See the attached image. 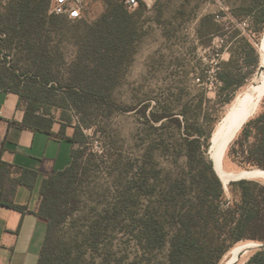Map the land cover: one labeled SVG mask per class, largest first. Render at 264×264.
Returning a JSON list of instances; mask_svg holds the SVG:
<instances>
[{"label":"trees","instance_id":"16d2710c","mask_svg":"<svg viewBox=\"0 0 264 264\" xmlns=\"http://www.w3.org/2000/svg\"><path fill=\"white\" fill-rule=\"evenodd\" d=\"M102 2L104 11L92 23L49 15V0H8L1 7L0 34L5 36L0 42V50H4L1 58L9 65L0 69V92L17 95L23 105L19 127L52 136V111L59 110L65 122L59 137H64V128L71 124L69 113L78 117L72 137L66 138L73 146L69 166L44 176L40 184V203L34 215L46 228L37 264H83L85 256H93L101 245L99 221L84 231L80 245L77 240L66 242L60 233L81 209L83 128L91 126L97 111L112 113L117 108L112 93L131 65L141 38L138 18L124 8L122 0ZM251 13V8L242 7L234 15ZM212 20L203 17L201 27L206 28ZM71 23L81 28L73 33L76 52L68 61L53 35L60 36ZM256 26L257 45L264 33V8L256 13ZM241 41V61L247 72L233 81L236 75L231 69L239 60L230 52L223 64L225 70L217 73L222 88L231 90L228 104L259 68L257 46L244 38ZM8 49L15 53L14 64ZM19 63L24 67L20 69ZM149 109L146 103L139 113L153 128L173 123L183 137L177 154L167 147L162 151L171 159L168 168L159 167L153 154L148 155L151 163L140 165L137 178L123 187L111 210L130 220L127 234L137 249L145 255L167 248V264H221L239 244L264 245V183L238 180L223 186L209 157L215 123L206 129L199 115L198 121L191 123L187 105L179 117L152 110L147 113ZM201 109L202 100L198 112ZM120 110L131 112L134 108ZM231 154L243 171H264V109L243 125ZM37 175L0 160V206L23 212L24 207L15 205L9 196L18 187L32 189ZM143 198L150 200L149 209L131 213L136 201ZM243 264H264V248L255 250Z\"/></svg>","mask_w":264,"mask_h":264},{"label":"rangeland","instance_id":"374dc122","mask_svg":"<svg viewBox=\"0 0 264 264\" xmlns=\"http://www.w3.org/2000/svg\"><path fill=\"white\" fill-rule=\"evenodd\" d=\"M7 1L0 0V12ZM242 7L251 8L252 13L235 16L234 13ZM141 8L131 12L138 18L141 38L131 65L112 93L117 108L112 113L104 109L97 111L90 120L91 126L83 128L86 141L83 145L85 155L81 160V209L60 233L66 242L77 240L80 245L84 231L99 221V251L93 256L87 254L83 264H101L102 261L103 264H167V248L143 255L127 234L130 220H126L122 213L111 211L123 187L130 179L137 178L140 165L151 163L147 158L149 154H153L159 167L168 168L171 159L163 154V149L167 147L176 154L181 151L183 136L173 123L164 122L162 126L153 128L139 111L148 103L150 109L147 113L152 110L179 117L187 105L191 123L198 121V115L206 129L215 123L213 135L230 106L227 99L231 91L222 88L217 73L225 70L223 64L228 61L230 52L235 60H239L231 69L233 76L236 75L233 81L247 72L241 61V39L256 45V13L264 8V0H152L149 8ZM103 11L102 0H87L84 20L92 23ZM216 15L221 16L219 22L215 20ZM206 16L213 17V20L202 28L200 22ZM243 21H246V26L239 28L238 23ZM80 28L71 23L60 36L53 35L68 61L75 56L73 33ZM260 44L256 45L257 49ZM8 50L12 63H16L15 53ZM0 52L4 53L3 48ZM8 65L0 57V69ZM18 67L21 69L24 64L19 63ZM257 72L258 69L235 97L252 83ZM196 77L202 84L196 85ZM200 100L202 109L198 112ZM122 107H132L134 111L123 112L120 110ZM263 109L264 97L258 113ZM75 118L78 122V117ZM233 143L225 153L223 168L228 172H244L233 162ZM179 164H183L182 159ZM149 206L150 200L143 198L136 201L130 211L141 213ZM167 225L170 227L169 223ZM259 248L253 243L239 244L221 264H227L237 256L239 259L232 264H243Z\"/></svg>","mask_w":264,"mask_h":264},{"label":"crops","instance_id":"0c3cea01","mask_svg":"<svg viewBox=\"0 0 264 264\" xmlns=\"http://www.w3.org/2000/svg\"><path fill=\"white\" fill-rule=\"evenodd\" d=\"M60 115L59 110L52 111V136L20 128L23 105L17 95L0 92V160L38 174L32 189L18 187L9 196L15 205L24 207L23 212L0 206V264H37L46 228L34 215L40 203V184L44 176L63 171L71 162L73 146L66 138L72 137L77 122L69 113L71 124L64 128V137H59L65 124Z\"/></svg>","mask_w":264,"mask_h":264},{"label":"bare ground","instance_id":"6f19581e","mask_svg":"<svg viewBox=\"0 0 264 264\" xmlns=\"http://www.w3.org/2000/svg\"><path fill=\"white\" fill-rule=\"evenodd\" d=\"M258 48L259 68L255 79L240 94H238L227 109L226 114L214 131L209 148V157L213 162L214 169L224 186L230 181L258 180L264 181V172L253 171L228 172L223 168L225 153L234 141L244 124L257 116L261 101L264 97V33ZM241 247V246H239ZM242 248V247H241ZM239 257L231 258L227 264H232Z\"/></svg>","mask_w":264,"mask_h":264},{"label":"built area","instance_id":"2783aa9c","mask_svg":"<svg viewBox=\"0 0 264 264\" xmlns=\"http://www.w3.org/2000/svg\"><path fill=\"white\" fill-rule=\"evenodd\" d=\"M124 8L128 12H133L140 7H150L152 0H122ZM87 10V0H49L48 14L56 17L65 18L70 21H77L84 19ZM221 16L216 15L215 20L219 22ZM246 26V21L238 23V27L242 28ZM228 30V27H225ZM5 36L0 34V42L4 39ZM4 53L0 52V57ZM219 69V68H218ZM194 82L198 86L201 83V79L196 77Z\"/></svg>","mask_w":264,"mask_h":264},{"label":"water","instance_id":"95a60500","mask_svg":"<svg viewBox=\"0 0 264 264\" xmlns=\"http://www.w3.org/2000/svg\"><path fill=\"white\" fill-rule=\"evenodd\" d=\"M211 141V140H210ZM213 167H214V165H213ZM215 170V169H214ZM216 172V171H215ZM246 172H248V171H246ZM262 172H264V171H262ZM217 174V173H216ZM217 176H218V174H217ZM219 177V176H218ZM220 178V177H219ZM221 180V179H220ZM222 182V181H221ZM223 184V183H222ZM224 186V185H223ZM226 188V187H225ZM258 246H260L261 248H264V245H258Z\"/></svg>","mask_w":264,"mask_h":264}]
</instances>
